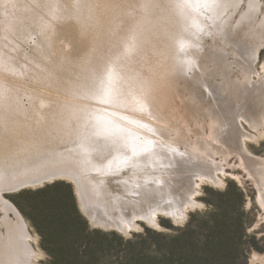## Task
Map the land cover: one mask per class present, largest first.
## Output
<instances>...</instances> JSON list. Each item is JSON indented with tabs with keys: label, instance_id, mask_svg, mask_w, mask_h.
Listing matches in <instances>:
<instances>
[{
	"label": "rangeland",
	"instance_id": "374dc122",
	"mask_svg": "<svg viewBox=\"0 0 264 264\" xmlns=\"http://www.w3.org/2000/svg\"><path fill=\"white\" fill-rule=\"evenodd\" d=\"M199 22L207 24L208 30L203 31ZM257 45L261 47L255 71L260 76L250 69ZM6 60L19 65L15 70L2 66V87L11 89L9 96L19 99L23 95V101L30 100L21 108H27L28 115L13 128L17 126L15 129L23 133V128L33 131L44 126L42 134L48 142L52 140L49 147L51 144L61 152L86 156L85 149L95 146L91 160L106 165L115 158L114 142L95 136L96 140L83 144L86 134L97 132L96 122L84 120L102 113L130 129L145 131L146 126L137 125L152 123L173 130V139L184 137L177 146L186 153L179 154L181 179L191 175V170L225 169V174H219L224 181L221 186L198 181L195 199L199 204L189 211L184 223L161 217L160 228L141 223L128 235L93 226L80 209L73 183L59 180L46 185H61L55 191L71 188L90 229L102 233L91 235L92 240L108 243L114 264H129L124 259L127 242H140L141 236L146 240V250L154 251L155 233L177 234L192 217L199 222L203 214H208L212 215L210 219L222 222L224 218L219 215L228 209L220 208L227 199L226 191H243L247 213L245 217L241 214V199L233 196L226 216L232 233L228 257L234 264H243L245 257L246 264H264V205L239 155L244 145L264 160V0H0V61ZM164 82L173 85L164 109L168 117L155 120L153 113L139 110L142 102L138 99L147 94L146 102L152 104L156 90L148 85ZM107 87L118 95L116 104L100 101ZM12 112L18 119V111ZM131 113L135 115L130 117L139 118L137 123L129 117ZM149 113L153 120L145 117ZM241 132L254 138L243 142ZM0 140H8L5 132H0ZM91 177L102 181L107 178L99 171L91 172ZM119 182L123 180L118 175L111 177L113 192L120 188ZM23 192L5 197L28 223L33 240L32 245L26 243L39 254L36 264H65L50 256L49 252H57L56 241L44 231L39 214L32 211L29 198L34 195ZM247 219V237L243 238L239 225ZM52 220L58 224L55 218ZM0 228L6 237L0 239V264H14L23 244L15 228ZM82 250L76 245L74 254L81 255Z\"/></svg>",
	"mask_w": 264,
	"mask_h": 264
},
{
	"label": "bare ground",
	"instance_id": "6f19581e",
	"mask_svg": "<svg viewBox=\"0 0 264 264\" xmlns=\"http://www.w3.org/2000/svg\"><path fill=\"white\" fill-rule=\"evenodd\" d=\"M210 1L212 0H200L202 3ZM199 25L203 31L208 30L207 24L199 22ZM225 35L227 33H224ZM214 38L215 36H212V39ZM253 38L255 37H251L250 40ZM261 45H257L254 49V60L250 67L254 70L253 73L259 76L260 73L255 71V64ZM10 62L11 65H9ZM15 65L19 64L10 60L0 61V69L6 66L8 70H15ZM149 86L156 90V101L147 104L146 94L138 99L142 102L138 108L140 111L146 110L153 113L155 120L160 118L166 120L168 116L165 115L164 109H167L169 90L173 88V85L164 82L159 85L152 83ZM106 89L100 95V101L116 104V101H119L118 95L112 93L111 88ZM10 90L8 86L2 87L0 83V126L3 129L0 132H5L8 138L6 142L0 140L4 142V146L1 144L2 147H0V221H2L0 225L5 226L7 230L10 228V231L11 228H15L20 243L23 244L21 256L14 264H36L39 259V254L34 247L29 246L33 237L28 223L16 206L5 197V195L22 192L18 190L23 186H27V190L37 189L41 188L43 183L47 185L55 181L67 180L74 184L81 207L94 224L117 229L127 234L138 230L141 223L160 228L161 217L170 218L176 224L184 223L189 211L199 204L195 199L198 181L209 182L215 186L224 184L219 176V174H225L224 168H217L215 171L196 169L193 172L191 170L188 172L191 175H183L185 178L181 179L178 161L182 157L179 154L186 153L177 146H180L184 137L177 136L173 139L171 137L173 130H167L152 123H139L138 128L147 127L145 131H142L143 129H130L118 125L102 113L88 116L84 122H96L97 132L92 131L89 135H85L84 146H87L91 140H96V137L97 140L110 139L111 144L115 143L113 145L115 158L108 161L106 165L91 160L95 146H88L85 149L86 156L80 154L75 156L69 151L61 152L51 144L49 147L48 143L52 140L48 142V137L42 134L44 126H38L33 131L23 128V133L16 130L17 126L16 129L13 128L15 122L28 115L29 110L21 108L22 105L29 104L30 100L23 101V95L19 99L16 96L7 95ZM106 97L108 100H104ZM17 105H20L19 109ZM13 109L18 111L16 120ZM151 113L145 117L151 118ZM128 115L130 117L135 114ZM130 118H133L132 121L135 123L139 119ZM237 124L241 125V122L237 121ZM156 137L159 140H156ZM168 137L169 140H167ZM241 137L243 142L254 138L245 132H241ZM239 151L242 165L255 181L259 190V201L264 205V160L253 155L244 145ZM94 171L101 172L107 178L103 181L92 178L91 172ZM113 175H118L119 179L123 180L119 182L120 188L116 192L112 191L109 184ZM235 178L241 181L239 176ZM182 189L184 192H180ZM5 238L0 228V239Z\"/></svg>",
	"mask_w": 264,
	"mask_h": 264
},
{
	"label": "trees",
	"instance_id": "16d2710c",
	"mask_svg": "<svg viewBox=\"0 0 264 264\" xmlns=\"http://www.w3.org/2000/svg\"><path fill=\"white\" fill-rule=\"evenodd\" d=\"M61 185L45 187L36 192H23L30 196L32 211L39 214L44 223V231L52 236L56 242L57 252H49L54 261H62L65 264H114L110 258V249L105 241H93L91 235H100V231L90 229L88 222L78 210L74 193L69 191H55ZM54 189V190H53ZM53 190V191H52ZM233 196L241 199V214L247 213L243 209V191H226L227 199L220 208L224 209L219 217L222 222L210 219L212 215L203 214L196 221L194 217L184 229L177 230V234L155 233L157 237L156 250H146V240L140 242L129 241V248L124 257L129 264H234L230 256L232 233L230 225L226 221L227 212L232 207ZM23 210V209H22ZM55 218L57 223L52 220ZM248 219L241 222L239 230L241 237H247L246 227ZM224 231L222 233V230ZM231 233L230 237L229 234ZM104 234L103 236H106ZM76 245H81L83 250L74 254ZM142 246L139 251L137 247ZM73 253V257H71ZM247 257L243 264H246Z\"/></svg>",
	"mask_w": 264,
	"mask_h": 264
},
{
	"label": "water",
	"instance_id": "95a60500",
	"mask_svg": "<svg viewBox=\"0 0 264 264\" xmlns=\"http://www.w3.org/2000/svg\"><path fill=\"white\" fill-rule=\"evenodd\" d=\"M53 183H55V182H53ZM53 183H51V184H53ZM48 185V184H47ZM46 185H44V183L42 184V187L41 188H44ZM27 186H23V187H21V189H19L18 190V192L19 191H26L27 190V188H26ZM41 188H38V189H41ZM28 190H30V189H28ZM20 193V192H19ZM75 194H76V191H75ZM78 202H79V206H80V209H81V211L83 212V214L87 217V215L84 213V211H83V208L81 207V204H80V201H79V199H78ZM87 219L91 222V224H93V226H95V227H101V226H99V225H96V224H94L88 217H87ZM101 228H105V229H109V230H116L117 231V229H112V228H110V227H101ZM118 232H120L121 234H124V235H128V234H130L131 232H129V233H127V234H125L124 232H121V231H118Z\"/></svg>",
	"mask_w": 264,
	"mask_h": 264
}]
</instances>
